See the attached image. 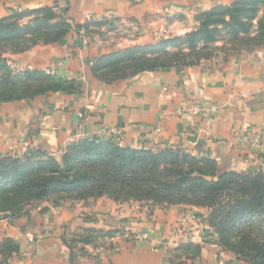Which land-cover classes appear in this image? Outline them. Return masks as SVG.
<instances>
[{
  "label": "crops",
  "instance_id": "obj_1",
  "mask_svg": "<svg viewBox=\"0 0 264 264\" xmlns=\"http://www.w3.org/2000/svg\"><path fill=\"white\" fill-rule=\"evenodd\" d=\"M232 1L13 2L10 7L55 3L60 17L92 31L73 28L57 42L3 54L13 74L45 71L67 89L0 102V158L32 147L57 156L72 141L113 131L125 147L178 148L214 159L224 171L264 170V44L228 59L218 54L193 66L154 68L109 82L93 69L102 55L184 34L196 26V13ZM6 15L0 6V18ZM209 216L187 205L148 210L108 197L41 200L11 220L0 219V248L5 238L17 245L6 258L0 253V264H231L232 256H217V244L204 235ZM86 229L94 230L92 242L70 247L73 234ZM109 230L118 233H100ZM141 233L146 238L136 237ZM188 242L200 244V252L173 257L174 248Z\"/></svg>",
  "mask_w": 264,
  "mask_h": 264
},
{
  "label": "trees",
  "instance_id": "obj_2",
  "mask_svg": "<svg viewBox=\"0 0 264 264\" xmlns=\"http://www.w3.org/2000/svg\"><path fill=\"white\" fill-rule=\"evenodd\" d=\"M55 8V3L28 7L0 18V102L67 89L65 82L45 71L13 74L9 58L3 56L40 42H57L73 28L92 31L89 24L60 17ZM194 19L196 26L184 34L100 56L93 66L95 74L109 82L154 68L193 66L219 53L228 59L264 44V0L218 4L196 13ZM101 197L138 203L148 210L166 205L205 208L210 228L204 235L217 244V256L229 253L231 264H264L262 169L224 171L216 160L178 148L122 146L114 134L77 139L57 156L32 147L22 156L0 158V219L4 212L14 216L41 200L59 203ZM93 233L86 229L73 234L70 247L77 241L91 243ZM100 233L108 237L118 230ZM16 249L14 240L5 238L2 258ZM199 252L200 244L188 242L175 247L173 257H194Z\"/></svg>",
  "mask_w": 264,
  "mask_h": 264
},
{
  "label": "rangeland",
  "instance_id": "obj_3",
  "mask_svg": "<svg viewBox=\"0 0 264 264\" xmlns=\"http://www.w3.org/2000/svg\"><path fill=\"white\" fill-rule=\"evenodd\" d=\"M15 1H22V0H0V6H1V8H3L4 10H6L7 12H8V14H12L13 12H15V11H23V10H25V9H27L26 8V6H22V7H10L11 6V4L13 3V2H15ZM14 4V3H13ZM26 20V18L25 19H23L22 21H25ZM116 25H118L117 23H116ZM106 27H107V25H106ZM111 28H114V26L113 27H111ZM119 28V27H118ZM169 36H172V35H169ZM220 55H222L221 53H219ZM192 207H194V206H192ZM197 208H199V207H197ZM200 209H205V208H200ZM205 211H207V209H205ZM224 260V259H223ZM228 261V260H227ZM225 264V263H224Z\"/></svg>",
  "mask_w": 264,
  "mask_h": 264
},
{
  "label": "built area",
  "instance_id": "obj_4",
  "mask_svg": "<svg viewBox=\"0 0 264 264\" xmlns=\"http://www.w3.org/2000/svg\"><path fill=\"white\" fill-rule=\"evenodd\" d=\"M109 134H114V132L113 131H111V132H101L100 134H98L99 136H107V135H109ZM13 216L9 213V212H4V213H2L1 214V219H4V220H11V218H12ZM129 236V233L128 232H126L125 234H124V237H128ZM130 237H134L133 235H131ZM136 237H140V238H146V235L145 234H143V233H141V234H137V236ZM218 264H224V262L222 261V260H219L218 261Z\"/></svg>",
  "mask_w": 264,
  "mask_h": 264
}]
</instances>
